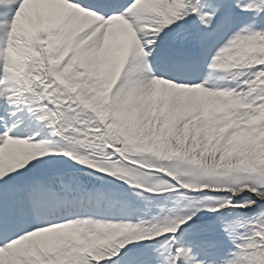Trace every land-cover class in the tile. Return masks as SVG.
Returning a JSON list of instances; mask_svg holds the SVG:
<instances>
[{
	"label": "snow or ice",
	"instance_id": "snow-or-ice-1",
	"mask_svg": "<svg viewBox=\"0 0 264 264\" xmlns=\"http://www.w3.org/2000/svg\"><path fill=\"white\" fill-rule=\"evenodd\" d=\"M0 264H264V0H0Z\"/></svg>",
	"mask_w": 264,
	"mask_h": 264
}]
</instances>
